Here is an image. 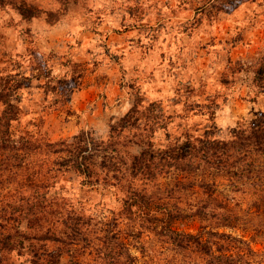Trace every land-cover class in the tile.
<instances>
[{"label": "rangeland", "instance_id": "rangeland-1", "mask_svg": "<svg viewBox=\"0 0 264 264\" xmlns=\"http://www.w3.org/2000/svg\"><path fill=\"white\" fill-rule=\"evenodd\" d=\"M0 14L8 17L0 25V80L22 82L10 94L20 107L11 122L15 137L29 131L58 142L88 131L129 161L187 137L227 139L238 125L264 115V89L254 82L264 53V0H0ZM130 110V125L111 138L110 125ZM22 173L5 180L0 169V209L1 200L25 190ZM245 176L214 173L216 199L197 186L165 199L190 213L211 199L209 208L238 218L232 226L208 210L181 218L177 228L242 238L255 252L252 263L264 264V175L260 181ZM180 178L172 170L133 183L164 196ZM49 194L92 217L88 237L63 246L61 264H105L87 239L102 237V223L121 211L122 192L83 186L69 169L58 173ZM34 223L25 212L9 217L0 210V264H41L33 257L42 242L34 238ZM147 224L122 219L116 228L135 264H203L199 250L176 249Z\"/></svg>", "mask_w": 264, "mask_h": 264}, {"label": "trees", "instance_id": "trees-1", "mask_svg": "<svg viewBox=\"0 0 264 264\" xmlns=\"http://www.w3.org/2000/svg\"><path fill=\"white\" fill-rule=\"evenodd\" d=\"M254 73L255 84L264 89V53ZM20 85L21 79L17 82H11L9 78L0 80V169L8 173L5 180L23 172L21 176L26 188L17 191L19 194H13L11 200H1L4 204L0 210L9 217L17 211L25 212L27 217L32 216L38 229L34 238L42 241L41 252L34 250L33 257L41 264H61L63 246H71L88 237L87 226L92 217L84 218L74 213L62 196L49 194L58 173L69 169L80 178L83 186H101L122 192L121 211L102 223V237L87 239L93 250L104 255L105 264H135L126 242L117 233L116 228L122 219L138 220L141 226L148 223L150 227L152 224V229L166 236L176 249L199 250L204 257L203 264H253L255 252L242 238L224 232L193 234L176 226L181 218L205 215L208 210L210 215L220 216L225 222L223 224L228 226L238 219L236 216L224 214L216 207L209 208L211 199L202 200L191 213L175 204L169 207L168 199L174 198L177 190L194 186L213 198L216 191L213 177L218 172L227 173L229 179H242L244 173L246 179L256 175L254 179L260 181L264 175V115L238 125L227 139L213 137L210 133L195 139L187 137L183 142H173L157 155L143 150L126 161L114 146H110L112 142L97 139L88 131L58 142L45 141L29 131L15 137L11 122L17 118L20 107L12 101L10 94ZM131 113L132 110L110 125L111 138L130 125ZM39 153L44 155L43 158L32 163L27 161ZM50 154L57 157L48 158ZM172 170L181 178L179 184L167 190V195L162 196L159 191L148 192L133 183L137 177L150 180ZM3 182L1 180L0 185ZM260 197L264 200V190ZM219 203L217 207H225ZM211 236L227 240L230 244L213 242ZM94 238L102 239L103 244L94 243ZM47 243L54 245L46 249ZM231 248H236V251L229 252Z\"/></svg>", "mask_w": 264, "mask_h": 264}, {"label": "clouds", "instance_id": "clouds-1", "mask_svg": "<svg viewBox=\"0 0 264 264\" xmlns=\"http://www.w3.org/2000/svg\"><path fill=\"white\" fill-rule=\"evenodd\" d=\"M0 15H2V14H0ZM7 19H8L7 16H3V19H0V25H2L3 24V21L4 20H7ZM17 19H19V17H17Z\"/></svg>", "mask_w": 264, "mask_h": 264}]
</instances>
